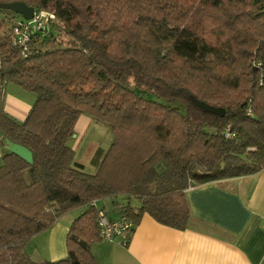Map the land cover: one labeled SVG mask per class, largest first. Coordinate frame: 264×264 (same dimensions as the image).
<instances>
[{"label": "trees", "instance_id": "16d2710c", "mask_svg": "<svg viewBox=\"0 0 264 264\" xmlns=\"http://www.w3.org/2000/svg\"><path fill=\"white\" fill-rule=\"evenodd\" d=\"M0 1L54 16L24 56L12 34L22 16L0 9L1 84L36 95L24 121L0 100L1 145L33 154L2 156L0 264H98L99 201L135 225L148 213L185 230L189 187L264 169V0ZM82 114L113 134L94 173L68 143ZM74 209L67 256L33 260L31 239Z\"/></svg>", "mask_w": 264, "mask_h": 264}, {"label": "crops", "instance_id": "0c3cea01", "mask_svg": "<svg viewBox=\"0 0 264 264\" xmlns=\"http://www.w3.org/2000/svg\"><path fill=\"white\" fill-rule=\"evenodd\" d=\"M9 83L0 81V100L6 112L24 121L36 95L21 94L24 101L11 104L5 90ZM6 147L7 140L3 146L0 143V165ZM186 196L191 219L185 230L164 225L145 213L126 241L120 236L92 244L98 264H264V169L189 187ZM104 207L111 217L119 215ZM68 214L43 233L47 234L43 243L50 261L68 254L66 239L75 219H64ZM38 236L42 233L34 238ZM37 243L31 252L27 248L32 259L40 250Z\"/></svg>", "mask_w": 264, "mask_h": 264}, {"label": "rangeland", "instance_id": "374dc122", "mask_svg": "<svg viewBox=\"0 0 264 264\" xmlns=\"http://www.w3.org/2000/svg\"><path fill=\"white\" fill-rule=\"evenodd\" d=\"M255 67L257 68L258 66L256 65ZM5 90L7 94H9L10 100L12 101L11 104L14 105L17 103V100L24 101V97L21 96V94L34 96L33 92L25 90L12 82L9 83V86L7 85V89ZM148 95L155 98L154 95ZM73 132L74 133L68 143L75 150L74 162L81 163L86 172L94 173L97 166L93 160H97L96 155L101 158L113 141V134L109 125L106 122L97 120L87 114H82L77 120ZM25 176L27 180H29L28 172H25ZM117 199L120 200L121 197H118ZM98 204H106L110 211L114 210L112 198L99 201ZM81 212V209H74L70 214L66 215L64 219L71 218V220H73ZM43 233L44 232H42V236H38V238L33 237L27 247L31 252L36 248L35 246L38 244L37 242H40V250H37V255H34L33 257V260L37 262L49 260V249L46 247L45 243H43V239L47 234Z\"/></svg>", "mask_w": 264, "mask_h": 264}, {"label": "built area", "instance_id": "2783aa9c", "mask_svg": "<svg viewBox=\"0 0 264 264\" xmlns=\"http://www.w3.org/2000/svg\"><path fill=\"white\" fill-rule=\"evenodd\" d=\"M53 15L45 12L35 10V15L31 20L17 19L14 21L12 28L13 43L15 46L21 48L24 56H27L30 51V42L36 32L44 33L49 28L50 18ZM1 65V61H0ZM226 137H233L234 134L230 131H226ZM94 203V202H93ZM99 211V227L100 238L103 241L113 240L117 237L124 236L125 241L129 238L133 231L135 224L128 220L124 215H118L117 217H111L105 207H98Z\"/></svg>", "mask_w": 264, "mask_h": 264}, {"label": "water", "instance_id": "95a60500", "mask_svg": "<svg viewBox=\"0 0 264 264\" xmlns=\"http://www.w3.org/2000/svg\"><path fill=\"white\" fill-rule=\"evenodd\" d=\"M0 9H7L11 10L19 15L22 16L25 20H31L33 19L35 15V8L32 6H29L25 2L16 1V2H10V3H4L0 1ZM193 101L195 104L203 109L205 112H210L216 115L224 116L225 115V109L221 107H216L213 105H210L206 103L205 101H202L195 96H192ZM6 152L9 153H15L19 156H21L23 159L28 161L29 163L33 162V154L30 149H28L26 146L21 145L19 143H14L11 140H7V147L5 148Z\"/></svg>", "mask_w": 264, "mask_h": 264}]
</instances>
